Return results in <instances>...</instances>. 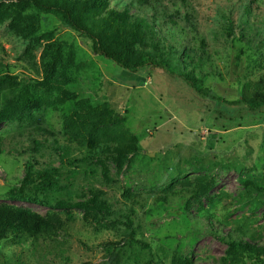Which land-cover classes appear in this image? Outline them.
I'll return each instance as SVG.
<instances>
[{
    "label": "rangeland",
    "instance_id": "1",
    "mask_svg": "<svg viewBox=\"0 0 264 264\" xmlns=\"http://www.w3.org/2000/svg\"><path fill=\"white\" fill-rule=\"evenodd\" d=\"M123 1L111 6L120 9ZM161 5L162 34L171 44H183L177 62L193 71L197 87L228 102L264 94V31L259 37L251 33L259 23L264 28V0H161ZM136 8L134 1L128 10L133 14ZM39 25L41 32L53 31L52 41L73 48L75 68L62 87L75 100L34 109L38 125L0 124V205L44 216L47 208L11 202L8 193L18 188L31 157L69 171L72 167L58 159L64 153L65 160L79 161L80 174L39 197L51 205L82 203L91 198L90 191H99L109 211L97 223L84 219L82 210L63 211L72 220L64 221L53 239L2 240L0 264H227L221 238L230 234L264 245V109L251 113L240 105L204 100L156 66L130 75L94 55L91 42L54 15H42ZM46 43L23 40L2 23L0 65L24 84L42 81L40 55ZM38 95L43 97L41 91ZM85 99L108 104L140 145L141 153L120 169L100 159L109 181L86 146L70 141L62 128L63 118ZM127 216L139 244L126 238ZM259 263L264 258L241 264Z\"/></svg>",
    "mask_w": 264,
    "mask_h": 264
},
{
    "label": "trees",
    "instance_id": "2",
    "mask_svg": "<svg viewBox=\"0 0 264 264\" xmlns=\"http://www.w3.org/2000/svg\"><path fill=\"white\" fill-rule=\"evenodd\" d=\"M115 1L0 0V24L7 23L11 33L23 40L47 42L40 55L42 81L36 80L32 85L24 84L20 77L10 73L6 65H0L3 69L0 72V124L6 121L38 125L39 120L31 114L34 109L41 110L43 105H63L67 100H75V96L62 87L68 82L71 71L75 68L73 48L65 42L52 41V30L41 32L39 22L42 15H54L72 32L87 38L91 42L94 55H100L113 62L130 75H135L141 69L156 66L163 69L167 75L181 78L204 100L227 106L240 105L251 113L264 109L262 92L255 96L242 95L238 100L228 102L206 89L197 87L193 71L186 72L177 62L178 48L183 44H171L162 34L161 19H166V16L161 0H124L120 9L111 6ZM134 1L137 8L132 14L128 9L133 6ZM180 2L185 4L186 0ZM245 12L251 14L248 7ZM185 19L189 21L187 17ZM166 23L165 20L164 25ZM171 24L176 25V22ZM182 30L183 28H180V31ZM263 31V23L251 29L254 37L261 36ZM172 37L176 39L175 36ZM39 91L43 93L44 98L38 95ZM75 107L76 110L72 114L63 118L62 128L67 132L70 141L86 146L89 158L97 161L101 167V177L109 181L108 171L100 159L109 160L120 169L130 157L141 153L140 145L136 137L125 128L124 121L108 104L94 105L85 99L78 101ZM36 128L54 137L51 132L39 126ZM65 157L64 153L58 155L61 166L66 161V164L72 167L69 171L60 167L40 165L34 157L25 163L19 186L9 191L8 199L11 202L45 207L48 210L44 216H40L29 209L0 205V242L9 237L17 239L21 236L34 240L53 239L62 230L64 221L72 220V216L67 213L65 217L63 211L82 210L84 219L95 223L98 222V217L107 214L109 205L100 200L102 194L99 191H90L91 198L82 203L59 201L51 205L39 197L56 187L60 180H72L80 174L77 167L79 161L65 160ZM81 160H87V157ZM125 225L129 243L139 244L133 239L134 230L128 216ZM221 241L227 245V264H241L246 259L264 258V245L233 238L230 234L221 238Z\"/></svg>",
    "mask_w": 264,
    "mask_h": 264
}]
</instances>
